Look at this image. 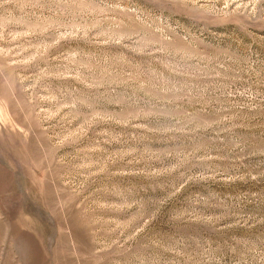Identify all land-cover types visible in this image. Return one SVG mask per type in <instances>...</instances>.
Listing matches in <instances>:
<instances>
[{
    "label": "rangeland",
    "instance_id": "obj_1",
    "mask_svg": "<svg viewBox=\"0 0 264 264\" xmlns=\"http://www.w3.org/2000/svg\"><path fill=\"white\" fill-rule=\"evenodd\" d=\"M0 264H264V0H0Z\"/></svg>",
    "mask_w": 264,
    "mask_h": 264
}]
</instances>
